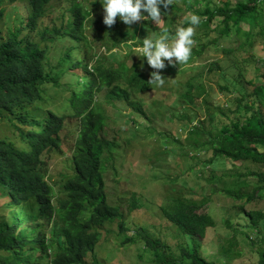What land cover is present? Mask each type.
Instances as JSON below:
<instances>
[{
    "label": "trees",
    "instance_id": "1",
    "mask_svg": "<svg viewBox=\"0 0 264 264\" xmlns=\"http://www.w3.org/2000/svg\"><path fill=\"white\" fill-rule=\"evenodd\" d=\"M3 1L19 0H0V4ZM26 1L30 9L26 21L15 30L8 28L5 35L0 28V122L7 125L6 133L0 135V206L3 211L17 209L9 218L7 211L0 214V264H100L94 254L100 227L118 220L122 232L125 219L119 204L110 203L104 190L106 153L110 154L114 143L104 134L107 116L98 97L105 91L131 106L130 114H142L141 99L147 101L156 84L148 81L146 69L132 61L131 51L117 62L111 60L113 53L107 54L109 58L88 55L83 48L88 41V13L81 1L71 0L61 10L58 24L50 19L41 28L37 25L49 13L51 0ZM203 1L200 12L186 7L199 16L200 23L194 26V43L188 61L181 63V76L170 79L184 86L177 100L193 106L198 86L193 76L183 80V75L194 71L193 60L214 51L243 52L252 48L256 38L264 37V0ZM169 9L180 8L173 1ZM3 13L0 8V19ZM181 24L187 25L186 18L168 27L169 31ZM142 28L149 29V24L143 21ZM152 30L160 34L159 28ZM135 32L134 24L117 30L122 39L112 46L134 37ZM213 66L216 61L206 63L207 70ZM260 76L262 81L247 94L250 101L236 98L238 115L229 124L218 123L206 130L198 127L203 124L199 120L193 126L208 136L201 144L211 151L204 165L225 157L259 166L238 175L255 179L251 191L234 195L246 202L262 198L257 192H264V151L258 150L264 148V72ZM208 117L213 119L210 113ZM69 119L78 124L70 158L72 172L56 191L47 179L48 158L52 152L62 153L60 133ZM248 186L239 184V188ZM160 210L181 234L204 238L215 226L209 213L184 199L171 198ZM247 216L252 225L264 218L261 210L248 211ZM143 241L145 249L154 251V260L148 264H220L202 257L196 243L180 246L175 256L159 239L144 236ZM259 245L255 263L248 264H264V235Z\"/></svg>",
    "mask_w": 264,
    "mask_h": 264
},
{
    "label": "rangeland",
    "instance_id": "2",
    "mask_svg": "<svg viewBox=\"0 0 264 264\" xmlns=\"http://www.w3.org/2000/svg\"><path fill=\"white\" fill-rule=\"evenodd\" d=\"M70 1L51 0L49 13L37 26L41 28L50 19L58 24L61 10H65ZM77 1L82 2L88 13L85 22L88 41L83 47L88 55L113 53L115 55L111 60L117 62L131 51L132 61L146 69L147 76L153 69L140 54L139 42L144 37L156 36L155 30H152L154 27L157 30L164 26L171 27L192 14L187 6L200 12L204 5L203 0H172L179 10L168 9L160 24L144 21L149 24L147 30L142 28L143 21L135 22V36H129L128 40L113 47L112 42L122 39L121 35L116 34L117 30L124 29L126 25L118 18L110 27L102 23V0ZM211 1L221 4L224 0ZM0 8L4 9L0 19L4 35L8 28L15 30L22 25L30 13L26 0L14 3L3 1ZM69 44L71 42L67 40L66 45ZM208 61H216L217 66L207 70ZM165 64L163 69L155 70L164 77V83L155 85L149 91L147 101L141 99L142 114H130L131 106L120 99L110 98L105 91L98 97L107 116L104 134L114 143L110 154L106 153L109 158L104 171V190L107 200L121 207L125 230L118 231V220L101 226L94 254L100 264H148L154 260V251L143 247L145 236L167 243L175 256L179 255L180 246L192 247L196 243L201 256L208 260L220 264L255 263L260 236L264 235V218L259 224L252 225L247 212L261 210L264 214V192H257L263 194L262 198L255 197L247 202L245 198L234 195L252 190L250 185L255 183V179L238 175L249 169H259V166L225 157H217L211 164L204 165L211 151L201 144L208 136L193 126L199 120H203V124L198 127L206 130L218 123L229 124L238 115L234 112L236 98L241 99L242 103L251 100L247 94L254 84L262 81L260 74L264 72V37L256 38L252 48L243 52L234 50L224 55L214 51L193 60L194 71L183 75V80L188 76L195 79L194 83L198 86L194 94L198 98L195 100L196 106L177 100L184 86L170 80L181 76L178 75L181 63L167 65L165 61ZM185 65L190 66L191 61ZM222 87H226V90H222ZM222 111H228L227 115ZM261 111L264 112V109ZM208 113L212 115V120ZM6 130L7 125L0 122V135L5 134ZM77 131V121L67 120L60 133L62 153L52 152L48 158L47 179L56 191L59 183L72 172L70 158ZM201 169L202 172L199 171ZM241 182L249 186L239 188ZM171 198L184 199L195 204L199 211L209 213L215 222L214 228L209 229L204 238L181 234L161 214V205ZM2 199L0 192V202ZM11 210L3 211L0 206V214L6 212L8 218L11 213L17 212V209ZM130 237L137 242L126 239Z\"/></svg>",
    "mask_w": 264,
    "mask_h": 264
},
{
    "label": "clouds",
    "instance_id": "3",
    "mask_svg": "<svg viewBox=\"0 0 264 264\" xmlns=\"http://www.w3.org/2000/svg\"><path fill=\"white\" fill-rule=\"evenodd\" d=\"M171 3L172 0H102V23L110 27L118 18L125 25L138 21L160 24ZM186 20L187 25H177L174 32H170L167 26L161 27L158 36L144 37L138 46L147 65L153 69L148 79L150 83L158 86L164 83V77L155 70L163 69L165 61L167 65L188 61L194 43V26L200 23V18L192 13L186 16ZM258 150L264 151V148Z\"/></svg>",
    "mask_w": 264,
    "mask_h": 264
}]
</instances>
